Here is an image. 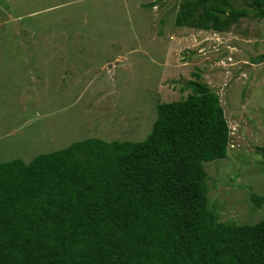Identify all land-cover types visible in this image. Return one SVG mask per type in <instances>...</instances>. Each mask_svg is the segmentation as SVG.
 <instances>
[{
	"label": "rangeland",
	"instance_id": "obj_1",
	"mask_svg": "<svg viewBox=\"0 0 264 264\" xmlns=\"http://www.w3.org/2000/svg\"><path fill=\"white\" fill-rule=\"evenodd\" d=\"M180 0H0V161L86 138L139 141L187 81L218 95L225 156L202 162L217 221L264 218V19L174 24Z\"/></svg>",
	"mask_w": 264,
	"mask_h": 264
},
{
	"label": "trees",
	"instance_id": "obj_2",
	"mask_svg": "<svg viewBox=\"0 0 264 264\" xmlns=\"http://www.w3.org/2000/svg\"><path fill=\"white\" fill-rule=\"evenodd\" d=\"M244 17L264 19V0H180L173 22L220 32ZM193 76L139 141L0 161V264H264V218L217 221L208 206L202 162L225 156L229 130Z\"/></svg>",
	"mask_w": 264,
	"mask_h": 264
}]
</instances>
